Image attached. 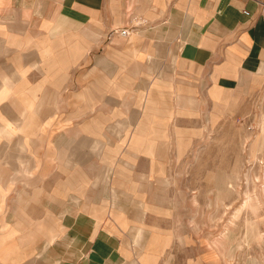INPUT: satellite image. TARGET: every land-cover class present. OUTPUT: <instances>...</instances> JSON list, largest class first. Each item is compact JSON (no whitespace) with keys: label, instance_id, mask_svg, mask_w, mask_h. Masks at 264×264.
Segmentation results:
<instances>
[{"label":"rangeland","instance_id":"374dc122","mask_svg":"<svg viewBox=\"0 0 264 264\" xmlns=\"http://www.w3.org/2000/svg\"><path fill=\"white\" fill-rule=\"evenodd\" d=\"M10 15L14 12L6 11L0 20L16 26L0 31V39L13 36L31 42L0 55V80L22 68L29 72L16 82L9 100L0 102V135L3 120L13 122L14 115L23 111L22 126L16 133L5 129V142L9 154L23 156L24 163L11 157L14 169L24 164L19 168L24 171L31 165L25 174L16 173L0 157L5 174L0 179V264L16 263L19 255L24 258L19 264H56L59 246L54 241L48 245L36 227L57 223L67 232L74 231L84 215L116 235L126 264H134L139 252L151 264H264V82L251 76L237 91L217 88L227 96L226 101L217 100L203 89L200 71L177 61V51L167 56L166 48L155 54L157 44L149 43L152 61H139L123 46L111 49L116 31L123 27L107 30L100 40L93 30L80 31L71 20L77 19L73 14L36 12L38 27L32 29L26 28L29 21L20 15L9 20ZM72 35L91 49L66 74L51 59L47 45ZM138 41L136 47L142 50L145 44ZM108 56L114 65L105 67L99 61ZM159 76L172 84L162 85L166 99L153 108V115L149 100L144 109V93ZM179 96L195 98L194 110L183 109L190 105ZM144 110L145 118L156 117L145 120ZM138 119L150 127L134 126ZM123 122L127 125L123 133L109 129ZM85 124L90 127L83 128ZM136 126L143 129L141 136L135 137ZM152 127L157 132L146 136L145 146L154 148V157L144 151L143 143ZM98 138L107 152L97 151ZM3 144L1 140L0 148ZM66 146L76 156L80 152V157L85 149L87 161L80 166L91 182L114 160L110 186L129 196L119 200L121 208L116 207L114 216L113 203L103 195L102 186L94 191L88 187L86 196L94 198L90 203L76 205L67 199L69 186L82 188L84 183L57 158ZM19 196L24 203H18ZM145 204L148 210L140 217ZM93 209L102 210V218ZM13 210L24 214L23 229L30 231L29 225L35 238L8 235L9 220L21 219V215L10 218ZM250 224L256 228L251 237Z\"/></svg>","mask_w":264,"mask_h":264},{"label":"crops","instance_id":"0c3cea01","mask_svg":"<svg viewBox=\"0 0 264 264\" xmlns=\"http://www.w3.org/2000/svg\"><path fill=\"white\" fill-rule=\"evenodd\" d=\"M38 8L40 10H38ZM6 11L14 12V15L17 14L22 17L20 19H24L27 22L29 21V26L26 27L28 29L38 27L35 25L37 24V17L33 15L36 12H50L66 15L73 14L74 18L77 17V19L70 18L72 21L78 23L77 27L81 28L80 31H85L84 33H86L93 30L100 40L107 36V30L113 27H116V29L123 27V30L129 31V36L120 38L119 31H116L115 34L119 37L116 36L114 38L111 49H114L116 46H123V49L131 54L134 59L139 61L145 58L152 61L153 58L151 54L153 52L155 54L156 52L160 53L166 48L165 54L167 53V56L177 51V61L186 63L196 71H200L203 78V89H208V93L210 92L211 97L217 100H227V96H223L226 93L220 92L218 89L237 91L240 86H242L243 82L247 83V79L251 76H253L256 82H264V0H0V18L2 16V18L5 19ZM14 15H10L11 18H9V20L15 19ZM64 18L67 19L68 17L65 16ZM64 21L67 25H73V23L65 19ZM15 26L16 24L13 21L7 22L0 20V31L4 29H14ZM130 30L133 31L132 33L135 34V36L131 34ZM131 36H133V39H131ZM139 38L145 44L142 45L144 46L142 50L136 47L138 46L137 42H139ZM30 42L31 39L24 42L20 39L13 38V36L1 38L0 44H3L6 49V53L1 55L10 54L15 49L22 48ZM149 43H156L158 50L154 51L151 49V47L148 46ZM96 44H101V42H96L95 45ZM47 47L51 59L57 63L64 73H66L71 66H75L91 49L90 44L81 41L78 35L59 37L57 41L49 43ZM121 53L122 55H126L125 51ZM99 62L105 67L111 66V64L114 65L109 56L103 57ZM38 66V63L33 65V67L36 68ZM140 69L142 70L141 67ZM28 72V68L13 71L10 80L13 88L7 89L3 87L0 90V102L9 100L17 84L16 82ZM17 73L21 76L14 79L13 77ZM148 75H154L152 69H150ZM124 77L128 78V76ZM101 80L103 81V79ZM2 82L3 79L0 80V84H2ZM122 84H124L123 81ZM163 84L171 85V79H165L159 76L157 79L150 82L148 91L144 93V109L146 110L148 108L147 103L149 100V102H151L150 113L153 115V108L159 105L160 100L166 99L163 92ZM124 85H126V83ZM114 90L119 91L120 89L114 88ZM155 92H157V96ZM178 98V100H183L190 105L188 108L185 107L183 109L194 110L195 98L192 96L186 98L179 96ZM109 99H111V101L114 100L112 98ZM10 108L13 107L10 106ZM145 110L143 112L145 120H151L156 117L145 118ZM24 117V112L18 111L17 114L14 115L13 122L3 120L5 128L0 135V142L3 140L4 144L0 148V157L3 158L2 161L6 166L11 165L13 169L14 161L11 157L15 156L16 163H24V160L22 154L13 153L14 155H11L8 153L9 145L5 142V129L9 132L16 133V130L22 126ZM141 124L142 121L138 119V121L134 123V126L144 125ZM87 126L88 124H85L83 128L87 129ZM137 126L134 128L135 137L138 134L141 136L143 133V129L137 128ZM144 126L147 127L149 125ZM88 127H90V125ZM109 129L116 134H121L127 129V125L123 122L117 124V126L109 127ZM156 132V128L152 127L151 129L149 128V133L144 135V138L141 137L143 138L144 151L152 157L155 155V150L154 148L152 150L149 148L151 145L145 146V138L152 133L156 134ZM80 135L79 133L78 137H81ZM100 136L102 135L100 134ZM139 140L138 137L135 141ZM96 141L99 143V149L97 151H100V153L107 152V145H103L99 138L96 139ZM68 144L69 142H67V145ZM128 148L131 151V144ZM84 150L85 149H83V151ZM83 151L82 157H80V152H78L76 156L71 153L70 146H66L61 148L57 154L58 160L64 164V167L73 168L84 183V187L82 188L69 186L67 199L76 205L86 203V201L90 203L94 198L86 196L88 187L94 191L99 186H102L103 195L111 198L114 211L110 210V213L111 216H114V214H116V207L121 208L119 200H124L129 197L127 193L119 192L112 188V185L110 186L113 180L111 173H114L112 168L115 164L114 160H112V162L110 161L109 166H105L101 169L99 177L91 182L80 166V164L87 161L86 152L83 153ZM107 154L108 153H106V155ZM91 164L94 166L93 163ZM30 165L31 162L26 165L24 171L19 170L20 167L25 166L24 164L14 170L16 173L25 174V172L29 170ZM110 165L112 166L110 167ZM124 169L129 172L127 167ZM3 172L4 170L0 164V174ZM4 176V173L1 174L0 179ZM101 176L105 179V183H102ZM71 182V179L68 180V183ZM0 192H2V186H0ZM21 197L22 196H19L18 201L20 204L24 203ZM132 200L133 199H131V201ZM83 206H85L84 209L87 208L85 204ZM144 207L146 208L142 211L140 210V217H142V215L144 216L145 212L148 210L146 204ZM103 209L106 210V207ZM91 211L97 217L103 213L102 210L97 209ZM119 213L120 215L122 214L120 211ZM12 215L15 217L21 215V219L9 220L11 225L8 230V235L29 234L31 239L35 238L36 233H34L29 225L28 228L30 231L23 229L24 225H22V222H25L24 214H21L20 211L13 210L9 215L10 218H12ZM99 218H102V216ZM99 221L101 220H98V222ZM46 225L37 226L36 230L45 235L48 245L54 241V244L59 246L56 247L57 250L55 255L60 261H56V264H126L123 248L116 240V235L107 229H103V226L91 220L89 217H86V215L80 219L79 225L73 226L75 228L74 231L67 232L65 231L66 227L60 228L61 225L59 226L57 223L55 224L56 226L53 227H49L48 224ZM25 228L27 229V227ZM137 229L138 228H135V232ZM60 231L62 233L57 237ZM71 235H74V237H71ZM138 243L137 241L134 243L136 248ZM23 259L24 258L19 255L16 259L17 262L13 264H19ZM134 262V264H151L147 261L145 256H141L140 252L138 253V260Z\"/></svg>","mask_w":264,"mask_h":264},{"label":"bare ground","instance_id":"6f19581e","mask_svg":"<svg viewBox=\"0 0 264 264\" xmlns=\"http://www.w3.org/2000/svg\"><path fill=\"white\" fill-rule=\"evenodd\" d=\"M123 31V30H122ZM121 31V32H122ZM121 32L119 31V35L120 36H122L121 35ZM122 37H128V36H122ZM9 47V46H8ZM6 51V49L4 48V45L3 44H0V55L1 54H3V53H6L5 52ZM19 76H21V75H19L18 73L16 74V75H14V79H16V78H18ZM11 76H9V77H4L3 78V82H2V84H0V90L3 88V87H5V88H7V89H12L13 88V85H12V83H11ZM12 91V90H11ZM17 124H19V123H17ZM19 127V126H18ZM59 226H60V224H59ZM61 228V227H60ZM249 229H250V232H249V237H251L253 234L255 235V232H256V228H255V225H252V224H250V227H249ZM248 232V231H247ZM247 234V233H246ZM257 234V233H256ZM247 236H248V234H247ZM247 238V237H246ZM241 242V241H240ZM240 245H241V243H240ZM239 245V247H241Z\"/></svg>","mask_w":264,"mask_h":264},{"label":"built area","instance_id":"2783aa9c","mask_svg":"<svg viewBox=\"0 0 264 264\" xmlns=\"http://www.w3.org/2000/svg\"><path fill=\"white\" fill-rule=\"evenodd\" d=\"M121 35H122V36H128V35H129V31H127V30H123V31L121 32Z\"/></svg>","mask_w":264,"mask_h":264}]
</instances>
